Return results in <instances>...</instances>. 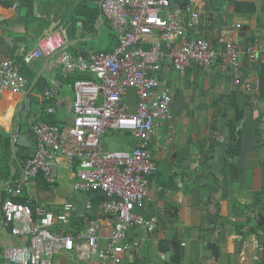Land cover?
<instances>
[{
    "label": "crops",
    "instance_id": "0c3cea01",
    "mask_svg": "<svg viewBox=\"0 0 264 264\" xmlns=\"http://www.w3.org/2000/svg\"><path fill=\"white\" fill-rule=\"evenodd\" d=\"M102 1L0 0V63L10 58L22 60L38 46L41 38L55 31L64 35L66 49L76 56L114 51L119 36L102 13ZM170 2L171 10L182 16L187 17L194 11L200 13V23L189 31L188 37L205 38L217 50H225L229 41L236 43L240 77L237 82L235 73L224 68L220 61L208 69L193 63L181 74L170 56L179 40L164 41L161 31L142 40L140 47L145 50L156 42L163 45L165 55L161 68L153 75L171 89L172 117L161 122L152 137L150 152L157 171L151 176L148 196L137 206V212L146 220H154L155 229L133 227L127 232L128 243L138 238L142 245L136 253L127 252L125 264H204L208 242L217 244L223 264H264V63L252 62L246 54L248 46L264 44V0ZM18 4L20 7L16 8ZM23 72L28 79L25 92L17 94L7 90L0 98V129L11 135L13 125L21 123L22 132L16 128V136L29 134L25 139L27 146H18L19 160L13 157L16 164L12 173H17V178L22 173L20 151L37 146L31 121L41 120L67 132L74 123L75 80H97L92 73L66 70L60 53L24 64ZM89 75L92 78H87ZM57 84L58 93L47 101L45 91ZM30 90L32 97L27 105L24 98ZM127 95L124 101L128 111L134 113L138 102L136 90L130 89ZM20 104L23 112L14 116ZM49 105H54V113L46 111ZM238 108L244 111L237 123L241 151L231 160L227 151L231 123L236 119ZM223 120L230 128L229 145L224 165L220 173H215L209 162L218 155L216 142ZM102 143L109 150L132 151L136 147V140L128 131L111 130L103 136ZM189 158V164L181 167ZM52 162L56 181L48 183L39 175L25 186L20 197H25L26 202L36 208L54 211L73 202L77 212L67 231L80 236L94 220L100 224V241L106 244L104 236L116 222L115 215L101 207L108 197L97 191L74 189L77 163L71 167L66 158L58 154L53 156ZM195 163L197 168L193 169ZM208 178H214L217 191L210 192L205 200L201 188ZM7 183L0 181V187ZM84 201L92 206L90 210L81 209ZM213 206L216 210L212 213ZM210 212L213 222L209 221ZM249 224L250 235L245 229ZM82 238L84 241L85 236ZM26 241L27 238L12 237L10 230L0 225V259H3L4 247ZM167 252H171L168 258ZM207 262L214 264L215 258L211 256ZM57 263L100 264L96 257L80 259L76 252L67 251L60 253Z\"/></svg>",
    "mask_w": 264,
    "mask_h": 264
},
{
    "label": "built area",
    "instance_id": "2783aa9c",
    "mask_svg": "<svg viewBox=\"0 0 264 264\" xmlns=\"http://www.w3.org/2000/svg\"><path fill=\"white\" fill-rule=\"evenodd\" d=\"M101 10L118 32L119 44L114 51L76 56L66 49L64 35L55 31L41 38L22 60L10 58L0 63V98L7 90L25 92L28 79L22 72L24 64L57 53L66 70L92 73L97 78L75 80L74 123L67 132L41 120L31 121L37 141L34 154L23 163L18 178L0 187V225L8 228L12 237L27 241L4 247L0 264H55L53 256L63 251L76 252L80 259L96 257L100 264H125L127 232L133 227L155 229L154 220H146L136 208L148 196L151 176L157 171L150 152L151 140L160 123L171 119L173 96L171 89L153 75L161 68L163 45L156 42L149 50L141 48L146 36L161 31L164 41L179 40L170 56L181 74L193 63L208 69L220 61L235 73L237 82L240 77L235 42L229 41L225 50H217L205 38L188 37L200 23L199 12L182 16L171 10L170 0H103ZM246 54L250 61L264 63V44L248 46ZM59 89L58 84L47 89L45 99L51 101ZM130 89L138 96L134 113L128 111L124 101ZM46 111L54 113V105ZM111 130L132 133L134 150L106 149L102 138ZM18 136L15 133L14 137ZM57 154L71 167L77 163L75 190L107 194L101 207L115 215L116 222L104 236L106 244L101 243L100 224L94 220L82 234L84 241L82 235L67 231L77 212L73 202L65 203L60 211L42 207L35 211L29 203L15 200L39 175L51 184L56 181L52 158ZM91 208L87 204V209Z\"/></svg>",
    "mask_w": 264,
    "mask_h": 264
},
{
    "label": "water",
    "instance_id": "95a60500",
    "mask_svg": "<svg viewBox=\"0 0 264 264\" xmlns=\"http://www.w3.org/2000/svg\"><path fill=\"white\" fill-rule=\"evenodd\" d=\"M215 1H220V0H215ZM19 7H20V4H18L16 6V8H19ZM44 81H46V80H44ZM38 86H39V84H38ZM31 90H32V88H31ZM31 90L29 92H27V94L25 95V98H24L27 101V105L30 102V99L32 97V94H30ZM262 109H263V112H264V103L262 104ZM19 112H21V113L23 112L21 104H20V110L17 111L14 116H18ZM219 126H220L221 135H220V137L218 138V140L216 142L218 155L215 157V159H211L212 161H210V162L209 161H205V162H209L212 166H214V172L215 173H220L221 167L224 165V162L226 160L225 154H226V151L228 149V145H229L228 141H229V137H230V128L226 124V120L221 121ZM16 128L20 132H22V124L20 123L18 126H16L14 124L13 127L11 128L13 157L17 158L19 160L18 155H17L18 146H24V147L27 146V144L25 142V139H27V136L29 134L21 133L18 136V138H15L14 134H15ZM262 134H263V137H264V124L262 125ZM34 151H35V149H33V148L31 150L26 151V152L20 151V160H21V162L24 163L30 156H32L34 154ZM189 161H191V158L184 160L183 165L181 167H184L185 165L187 166L189 164ZM202 166H203V164H200V167H202ZM192 168L196 169L197 168V163L192 164ZM197 180H198V178L196 179V181ZM212 191H215V192L217 191L216 182H215L214 178H208L207 182L202 183V188H201V192H202V195L204 196L205 200L208 199V196L210 195V192H212ZM97 193L107 196V194L105 192H102V191H97ZM113 198L116 199L117 198L116 195L113 196ZM85 208H87V202L84 201V204L82 205L81 209H85ZM215 210H216V208L213 206L212 207V213H213V211L215 212ZM136 211H137V208H136ZM210 213H209V216H210L209 221L213 222V216H212V213L211 214ZM250 227H251V224H249L245 228L247 230V234L248 235H250ZM141 245H142V241L139 240L138 238L129 241V245L127 247L128 254L129 253H136L137 249ZM206 246H207V249H208V254L204 258V264H208L207 260L211 256H213L215 258V263L214 264H223L221 262V260H220L221 257H222V254H221V251L219 250V247L217 246V244H215L214 242H208V243H206ZM169 254H171V252H167V254H166L167 258L169 257Z\"/></svg>",
    "mask_w": 264,
    "mask_h": 264
},
{
    "label": "trees",
    "instance_id": "16d2710c",
    "mask_svg": "<svg viewBox=\"0 0 264 264\" xmlns=\"http://www.w3.org/2000/svg\"><path fill=\"white\" fill-rule=\"evenodd\" d=\"M23 74L25 75L24 72ZM90 77L92 78V76L90 75L87 78ZM243 116L244 111L238 108L236 119L234 120V122L231 123L232 135L230 146L227 151V156H229V159L231 158V160L234 159L236 155H239L241 151L240 139L238 138L239 133L237 131V123L243 118ZM5 127L8 128L10 126ZM12 154V136L9 132L5 131L4 129H0V181H9L11 178H16L18 176L17 173H12V167L16 164ZM15 200L27 203L25 197H16ZM33 208L36 211V207L33 206Z\"/></svg>",
    "mask_w": 264,
    "mask_h": 264
},
{
    "label": "rangeland",
    "instance_id": "374dc122",
    "mask_svg": "<svg viewBox=\"0 0 264 264\" xmlns=\"http://www.w3.org/2000/svg\"><path fill=\"white\" fill-rule=\"evenodd\" d=\"M22 116L24 117V114H22ZM24 125L26 126V120H24ZM9 128V127H8ZM112 149H116L114 147H111ZM51 190H53V188H51ZM53 192V191H51ZM60 257V254H56L55 256H53V260H54V263L56 264L58 259ZM70 263H72V260H69Z\"/></svg>",
    "mask_w": 264,
    "mask_h": 264
},
{
    "label": "clouds",
    "instance_id": "9594fccd",
    "mask_svg": "<svg viewBox=\"0 0 264 264\" xmlns=\"http://www.w3.org/2000/svg\"><path fill=\"white\" fill-rule=\"evenodd\" d=\"M16 133V132H15ZM15 135V134H14ZM18 138V137H17Z\"/></svg>",
    "mask_w": 264,
    "mask_h": 264
}]
</instances>
